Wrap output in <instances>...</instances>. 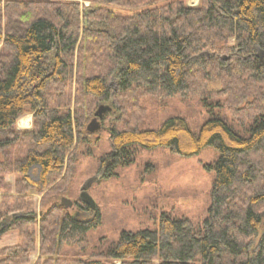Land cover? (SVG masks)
Returning a JSON list of instances; mask_svg holds the SVG:
<instances>
[{"label":"trees","instance_id":"1","mask_svg":"<svg viewBox=\"0 0 264 264\" xmlns=\"http://www.w3.org/2000/svg\"><path fill=\"white\" fill-rule=\"evenodd\" d=\"M0 45V239L12 229L19 239L0 264H27L36 238L35 264H264V0H0ZM172 98H196L206 118L142 125L148 99ZM100 105L109 150L96 154L104 128L86 124ZM27 113L31 128L18 130ZM158 148L217 151L205 215L163 212L95 241L97 204L70 199L82 159L96 163L93 185ZM33 194L47 206L37 229Z\"/></svg>","mask_w":264,"mask_h":264},{"label":"rangeland","instance_id":"2","mask_svg":"<svg viewBox=\"0 0 264 264\" xmlns=\"http://www.w3.org/2000/svg\"><path fill=\"white\" fill-rule=\"evenodd\" d=\"M77 1L84 7L92 3V0ZM198 1L186 0V3L188 6H196ZM72 97L73 93L71 102ZM145 106L142 125H153L167 116L179 114L186 118L191 127L196 128L206 118L205 110L196 98H172L161 102L148 99ZM22 119L23 122H20ZM108 124V120L103 122L101 125L104 130L92 137V140L97 138L100 142L95 148L96 154L109 150L106 132V128H109ZM31 126L30 113L24 114L16 122L18 130L30 129ZM22 152L20 149V154ZM217 156L218 153L214 148H206L192 157H181L163 148L140 151L135 162L121 169L117 178L101 180L93 184L88 191L95 200L102 218V226L94 233V240H113L123 229L153 227L163 212L186 216L194 221L201 220L209 204V192L213 182L214 172L207 167L216 160ZM96 169L93 158L82 159L76 170L70 199L78 198L80 188L86 179L99 175ZM30 177L35 180L36 173H30ZM6 180L12 184L15 177L10 175ZM33 198L36 203L35 228L37 229L41 223L42 212L46 211L47 206H41V195L33 194ZM74 211L76 208L73 207L72 212ZM76 215L79 219L91 217L90 212L79 209ZM256 240L258 237H255L250 244L251 252L257 249ZM18 241L17 230L12 229L1 237L0 249L15 245ZM39 244V238H36L35 251L29 255L27 264H35L37 260L43 258L39 254Z\"/></svg>","mask_w":264,"mask_h":264},{"label":"water","instance_id":"3","mask_svg":"<svg viewBox=\"0 0 264 264\" xmlns=\"http://www.w3.org/2000/svg\"><path fill=\"white\" fill-rule=\"evenodd\" d=\"M110 111V107L108 105H100L96 109V111L93 114L92 119L86 126V131L90 134H94L101 130L103 127L100 123L101 119L103 116ZM96 180L95 177L89 178L84 182V184L81 187L80 194H79V199L85 203L88 208L92 211L96 209V203L93 200V198L88 194V189L92 185V183ZM59 203L62 207L69 209L73 207V202L66 198V197H60Z\"/></svg>","mask_w":264,"mask_h":264},{"label":"bare ground","instance_id":"4","mask_svg":"<svg viewBox=\"0 0 264 264\" xmlns=\"http://www.w3.org/2000/svg\"><path fill=\"white\" fill-rule=\"evenodd\" d=\"M24 119L20 120V122L22 121L23 122Z\"/></svg>","mask_w":264,"mask_h":264}]
</instances>
